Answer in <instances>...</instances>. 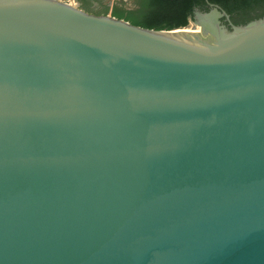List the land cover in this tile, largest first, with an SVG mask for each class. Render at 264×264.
Masks as SVG:
<instances>
[{
    "label": "water",
    "instance_id": "obj_1",
    "mask_svg": "<svg viewBox=\"0 0 264 264\" xmlns=\"http://www.w3.org/2000/svg\"><path fill=\"white\" fill-rule=\"evenodd\" d=\"M0 264H264V15L0 0Z\"/></svg>",
    "mask_w": 264,
    "mask_h": 264
},
{
    "label": "flooded vegetation",
    "instance_id": "obj_2",
    "mask_svg": "<svg viewBox=\"0 0 264 264\" xmlns=\"http://www.w3.org/2000/svg\"><path fill=\"white\" fill-rule=\"evenodd\" d=\"M73 2L82 10L95 15H111L129 21L132 24L151 21L161 26L168 23L181 22L184 18L186 27L196 21L197 13L207 12L211 5H217L225 10L220 4L210 0H63ZM226 11V10H225ZM227 12V11H226ZM228 13V12H227ZM262 13L261 9L255 8L248 12L250 19L257 18ZM230 15L234 24H243V12L235 10ZM170 17H173L172 19ZM243 18V19H242ZM176 27V28H179Z\"/></svg>",
    "mask_w": 264,
    "mask_h": 264
},
{
    "label": "trees",
    "instance_id": "obj_3",
    "mask_svg": "<svg viewBox=\"0 0 264 264\" xmlns=\"http://www.w3.org/2000/svg\"><path fill=\"white\" fill-rule=\"evenodd\" d=\"M210 1L220 4L228 13H232L235 10H240L241 12H243L244 19L243 18L242 19L244 23L251 20L248 17L249 15L248 12L255 8L262 10V13L258 15V17H261L264 15V0H210ZM182 17L180 18V20L182 19L181 22L168 23L166 26H161L157 22L154 23L151 21L139 23L140 24L139 26L146 27V28H153L157 30L174 29L176 27H179V25H183L186 23V21ZM170 18L172 19L173 17H170Z\"/></svg>",
    "mask_w": 264,
    "mask_h": 264
}]
</instances>
